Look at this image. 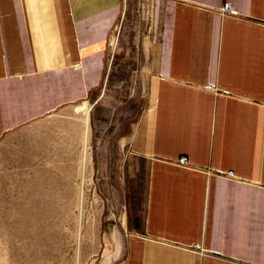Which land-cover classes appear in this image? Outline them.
<instances>
[{
  "label": "crops",
  "instance_id": "obj_1",
  "mask_svg": "<svg viewBox=\"0 0 264 264\" xmlns=\"http://www.w3.org/2000/svg\"><path fill=\"white\" fill-rule=\"evenodd\" d=\"M125 6L0 0V146L38 159L27 144L40 136L17 135L100 96ZM147 13L146 103L129 141L147 190L120 264H264V0H149ZM75 110L89 160L90 106Z\"/></svg>",
  "mask_w": 264,
  "mask_h": 264
},
{
  "label": "rangeland",
  "instance_id": "obj_2",
  "mask_svg": "<svg viewBox=\"0 0 264 264\" xmlns=\"http://www.w3.org/2000/svg\"><path fill=\"white\" fill-rule=\"evenodd\" d=\"M125 5L100 96L17 135L40 136L27 144L38 159L19 160L13 145L0 146V264H120L124 257L126 218L142 212L147 190V163L130 153L129 141L146 103L141 49L150 36L149 0ZM78 105L90 106L89 160L76 142L82 122L84 137Z\"/></svg>",
  "mask_w": 264,
  "mask_h": 264
},
{
  "label": "built area",
  "instance_id": "obj_3",
  "mask_svg": "<svg viewBox=\"0 0 264 264\" xmlns=\"http://www.w3.org/2000/svg\"><path fill=\"white\" fill-rule=\"evenodd\" d=\"M222 11L224 13H232V12H234L233 9H232L231 3L228 2V1L223 4ZM177 163L180 164V165H182V166H187L188 165V161H187V159L185 157L179 158L177 160ZM227 174L228 175H232V172L229 171V172H227Z\"/></svg>",
  "mask_w": 264,
  "mask_h": 264
}]
</instances>
